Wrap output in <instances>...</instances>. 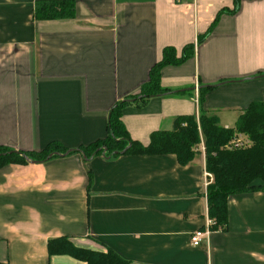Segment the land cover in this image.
<instances>
[{"label": "crops", "instance_id": "0c3cea01", "mask_svg": "<svg viewBox=\"0 0 264 264\" xmlns=\"http://www.w3.org/2000/svg\"><path fill=\"white\" fill-rule=\"evenodd\" d=\"M0 0V146L39 153L53 142L70 150L106 137L110 109L148 83L171 46L193 56L162 69L179 95L123 108L131 138L171 130L204 109L234 127L264 101V0H72L74 18L39 20L38 2ZM212 85L205 92L202 87ZM201 90V91H200ZM238 136V135H237ZM204 137L185 165L176 154L86 159L78 152L0 166V262L86 264L49 255L48 241L112 250L130 264H264V191L228 197V225L207 227ZM213 176V174H212Z\"/></svg>", "mask_w": 264, "mask_h": 264}, {"label": "trees", "instance_id": "16d2710c", "mask_svg": "<svg viewBox=\"0 0 264 264\" xmlns=\"http://www.w3.org/2000/svg\"><path fill=\"white\" fill-rule=\"evenodd\" d=\"M241 0H235L234 10L223 8L215 21L202 34L198 43H203L211 35L220 15L234 14L240 8ZM75 2L72 0L38 2L35 6V17L39 20L74 18ZM182 56L177 57V50L171 46L163 49V59L151 69L149 82L142 85L137 94L124 97L110 109L107 135L89 145H82L74 150H66L59 143H51L39 153L15 151L0 146V166L10 162L25 163L28 158L45 161L59 152H78L86 159L103 155L105 158L125 154L154 155L176 154L178 162L185 165L192 161L197 152L194 147L204 137L205 164L208 172L213 174V183L207 187L209 218L214 221L213 228L225 229L228 225V197L242 192L264 191V101H253L239 116L234 127H223L214 115L204 109L200 114L181 115L174 119L171 130H158L151 134V142L144 145L131 138L126 124L122 121L123 108L131 103H146L151 97L179 95L184 91H172L161 85V72L165 66L179 63L193 56L194 45L185 46ZM214 86L202 87V92ZM200 90V91H201ZM239 133L247 134L251 145L240 147L229 146ZM49 255L64 254L84 261L86 264H130L117 252L96 251L77 246L67 237L61 236L48 241ZM0 264H8L0 262Z\"/></svg>", "mask_w": 264, "mask_h": 264}, {"label": "built area", "instance_id": "2783aa9c", "mask_svg": "<svg viewBox=\"0 0 264 264\" xmlns=\"http://www.w3.org/2000/svg\"><path fill=\"white\" fill-rule=\"evenodd\" d=\"M244 145H246V142H243L239 136L234 140L235 147H240ZM204 174H205V178H207L206 186L213 183L214 178L212 174L208 171H206ZM207 221L208 223L205 229H200L191 234V243L193 246H200L205 240L209 238V234L211 233V226H213L214 221H212L211 219H208Z\"/></svg>", "mask_w": 264, "mask_h": 264}, {"label": "rangeland", "instance_id": "374dc122", "mask_svg": "<svg viewBox=\"0 0 264 264\" xmlns=\"http://www.w3.org/2000/svg\"><path fill=\"white\" fill-rule=\"evenodd\" d=\"M240 137V139L243 141V142H246V145H251L252 144V141L250 139V137L247 135V134H242V133H239L238 135ZM238 136H236L229 144V146L231 147H234V140L236 138H238ZM198 145V144H197ZM204 146V145H203ZM197 147V146H196ZM195 148V147H194ZM204 149H205V146H204ZM206 151V150H205Z\"/></svg>", "mask_w": 264, "mask_h": 264}, {"label": "water", "instance_id": "95a60500", "mask_svg": "<svg viewBox=\"0 0 264 264\" xmlns=\"http://www.w3.org/2000/svg\"><path fill=\"white\" fill-rule=\"evenodd\" d=\"M67 154V153H66Z\"/></svg>", "mask_w": 264, "mask_h": 264}]
</instances>
